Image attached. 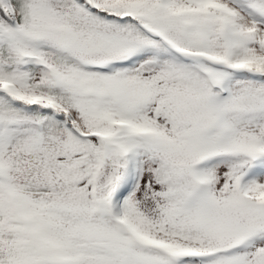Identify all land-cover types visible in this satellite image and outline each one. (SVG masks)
Masks as SVG:
<instances>
[{"label": "snow or ice", "instance_id": "6c2138e0", "mask_svg": "<svg viewBox=\"0 0 264 264\" xmlns=\"http://www.w3.org/2000/svg\"><path fill=\"white\" fill-rule=\"evenodd\" d=\"M0 264H264V0H0Z\"/></svg>", "mask_w": 264, "mask_h": 264}]
</instances>
